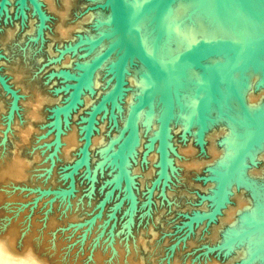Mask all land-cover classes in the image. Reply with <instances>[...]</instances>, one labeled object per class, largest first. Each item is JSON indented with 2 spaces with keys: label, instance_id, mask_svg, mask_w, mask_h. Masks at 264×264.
<instances>
[{
  "label": "rangeland",
  "instance_id": "374dc122",
  "mask_svg": "<svg viewBox=\"0 0 264 264\" xmlns=\"http://www.w3.org/2000/svg\"><path fill=\"white\" fill-rule=\"evenodd\" d=\"M35 1L40 10L31 0H0V78L5 84L0 82L2 250L15 259L31 250L44 264H264V136L224 177L250 130L245 122L254 128L251 119L264 105V80L255 73L263 67L238 62L232 69L234 89L228 88L227 79H219L218 87L212 86L214 97L206 99L213 71L192 65L189 69L196 73L189 78L185 72L173 91L162 152L155 133L164 99L161 92L155 94L141 108L136 138L125 152L128 191L123 177L115 181L112 152L131 104L145 88L140 85L145 70L129 61L120 91L94 114L85 161L72 169L71 184L68 172L81 154L87 117L113 81L111 66L119 51L82 77L73 99L77 77L111 39L98 37L110 29L106 0H73L70 9L65 0ZM190 1L182 17L187 26L199 14L208 27L222 22L249 36L257 32L247 27L264 16V8L258 9L262 14L257 18H242L239 5L225 16L211 0ZM151 23L144 33L151 38L150 49L155 41L172 44L170 33L166 36ZM17 24L19 31L13 30L9 39L8 29ZM168 26L171 31L183 28L176 21ZM218 36L223 35L181 37L172 54ZM98 39L99 44H91ZM225 58L221 53L200 62L214 66ZM248 77L252 80L245 99L234 91L241 94ZM37 89L59 103L45 107L44 119L25 142L17 128L29 123L23 105ZM221 177L226 179L223 185Z\"/></svg>",
  "mask_w": 264,
  "mask_h": 264
},
{
  "label": "water",
  "instance_id": "95a60500",
  "mask_svg": "<svg viewBox=\"0 0 264 264\" xmlns=\"http://www.w3.org/2000/svg\"><path fill=\"white\" fill-rule=\"evenodd\" d=\"M108 2H109L108 4L109 7L108 6L107 7L109 9V13L112 15V18L116 20L115 26L111 30L112 38L100 51H98L94 55V57L90 59L91 61L90 60L88 61L87 63L88 65L86 66V69H84L77 77V83L75 85L76 87L73 94V99L76 97L78 89L80 85L83 83L81 79L85 75L87 67L90 66L92 68L93 67L95 68L96 66H98L97 63L101 62L105 57L110 55L111 52H113L116 48L120 46L121 48L119 51L118 59L116 61V72L114 79L111 85L109 86V88L102 94V96L92 106L89 112V115L87 117V122L84 126L83 142L80 149L81 154L68 173L70 175V181L72 184V169H74L80 162L85 161V156L87 152L86 148L89 142L90 128L94 114L103 105V103H105L106 100L113 99V97L120 91V87L122 84L121 78H122L123 68L127 61L129 53L132 52L137 57L138 60H140L148 69L152 71L153 77L149 82V84L144 89L141 90L139 95L135 98V100L131 104L124 121V125H123L124 132L121 135L115 150L112 152L113 159L115 155L116 163H117L115 181L117 182L120 177H123L124 182L126 184V188L129 191V181L127 176V171L125 168V160H126L125 152L127 151V146L132 143L131 142L132 137L136 134L137 113L140 108H142L146 103H148L149 100L152 99V95L159 86L160 82L162 81V87L165 92L166 100H167L169 98V94L171 96L170 88H169V76L170 73L174 72V70L181 67H185L188 64L194 63L195 65L201 66L204 69L207 68L208 70H212L214 74L215 69L213 68V66H210L203 62H199V60H201L205 56H211L216 54L219 55L221 53L223 54L229 53L223 61L221 60V62L219 61V63L217 64V66L220 65L219 67H222L228 63L235 62L243 58L244 56L251 57L261 51H264V29L256 34L249 36H244L242 33L235 32L236 38L225 37V36L211 37L208 39L201 40L197 43L190 44L181 52H178L176 54H171L170 56L164 58H159L151 54L141 42L137 28L133 21V10H131L128 7L125 0H108ZM34 6L37 8L36 1ZM106 35L107 33L101 31L98 37L101 38V37H105ZM217 66H216V70H217ZM215 79L216 78H212L211 83L209 84V86H207L206 99L209 97H214L211 96L212 94L211 91L216 86L214 84L216 82ZM0 82L2 83L3 86H5L1 78H0ZM213 84L214 87H212ZM167 110H168V106L166 103L163 109L161 110L162 120L160 118L159 127L155 133L158 136L161 152L164 149L165 134L167 130V120H168ZM245 124L248 123L245 122ZM263 127H264V111L257 118L256 126L253 129L246 131V133L244 134V138L241 140L240 145L235 150V153L232 156L231 161L226 169V172L224 174L225 178L233 170L237 169V165L240 163L243 153L244 152L247 153L248 150L246 149L251 146L250 143L252 139L255 137L256 133L259 132ZM225 178L222 179L221 177V185H223V182L226 180ZM60 192H64V191L60 190Z\"/></svg>",
  "mask_w": 264,
  "mask_h": 264
},
{
  "label": "bare ground",
  "instance_id": "6f19581e",
  "mask_svg": "<svg viewBox=\"0 0 264 264\" xmlns=\"http://www.w3.org/2000/svg\"><path fill=\"white\" fill-rule=\"evenodd\" d=\"M32 1L35 3V0H32ZM125 2L127 3L128 7L131 10H133V21H134L135 26L137 28V31H138V34H139V38H140V40H141V42L143 43L144 46L146 45V47L150 48L149 47L150 44H148V43L150 42V39L151 38L147 36L149 39H146L145 38V34H144L145 33V30L150 27V26L148 27V24H147L148 22L149 23L152 22L151 23L152 26L158 24L160 30L162 32H164V34H166V36H168V33H170L173 42L171 40L170 41L172 42V44H174V46L171 47L172 44H170V43H169V45L166 44V43H162V44L160 43L161 44L160 45L161 47L158 48L156 46L157 47V49H156L157 51L156 50H153L154 48H152L153 51L150 52L151 54H153L155 56H157L155 52H157L158 56H160V57L170 56V54H172L175 50H177L180 47L181 40H182L181 37L186 36V37L191 38V40H193L194 38H196L195 36L197 34L204 35V36L205 35H213V34H216V33H219V34H222V35H228L229 34V31H230V28L229 27H224L223 24H222V22H221V24H220V22L219 23L216 22V24L214 22V24H212L210 27H208L209 25H207V23L202 20V18H201V16L199 14H197V16H194L193 17V19H192V20H194L193 25L191 24V26H187L186 25L187 23L184 24V21L182 20V17H183V15H185L186 10L189 8L188 5L191 2L190 0H174V3L175 4L174 3L173 4L176 7L172 6L171 0H125ZM211 2H213L212 4L215 7V9H217L218 12L221 13V15H225V16L229 12H231V11L233 12V9L235 8L236 5H239L240 6V8H238L237 10L240 11V14L239 15H241L240 17H242V18L243 17H246L247 15H252L253 17L257 18V17L261 16L262 13H264V11L262 13H260V14L258 13V9L264 8V0H241V1H238V2L235 1V4L232 1H230V0H211ZM108 4H109V2H108V0H106V5L108 6ZM36 6L38 7L37 3H36ZM136 8H138V9H136ZM38 10H40L39 7H38ZM244 10L246 11V14L247 13H249V14H247V15L246 14H242L244 12ZM235 11H236V9H235ZM107 14H108V17H107V21L106 22H107V25L110 26V29L105 32V33H107V35L105 37L112 38V36H111L112 35L111 34V30L115 26L116 20L112 18V15L109 12ZM40 15L42 16V13ZM244 15H246V16H244ZM88 17L89 16H87V18ZM101 17H102V15H101ZM175 21L176 22H180L181 25L183 26V28L177 26V28H175V30L173 29L171 31L170 30V26H168V22H175ZM186 22H188V21L186 20ZM250 24L251 25L247 27L248 30L253 31V32H260V31H262L264 29V16H263V18L259 19V21H255V22L250 23ZM140 27H141V31L142 32L140 31ZM247 29H245V30H247ZM140 33H142V35ZM178 33H181V35H179ZM249 34H252V32L249 33ZM99 41L101 42L102 39H100V40L98 39L97 41L92 42L91 44L95 45ZM155 42H157V41H155ZM97 47H99V46H97ZM120 48L121 47L119 46L113 52H111L110 55H108L107 57H105L102 60L103 63L107 59L109 60V58L114 54V52L120 51ZM148 48H146V49L148 50ZM224 54L227 57V55L229 53H224ZM211 56H205L204 58L207 59V58H209ZM263 57H264V51H261V52L255 54L254 56H251V57L244 56L243 58H241V59H239V60H237L235 62L228 63V64H226V65H224L222 67H219L220 65L217 66V64H216V65L213 66V68L215 69V73L212 75L211 79L212 78H216L215 79L216 82L219 79H221V80L227 79V81H228L227 82L228 88L234 89L233 88L234 87V84H233L232 77H233V72H236V70H232V69L235 67V65L238 62L244 61V63H246V65H249L250 64L253 67H256L257 65H260L261 67H263L262 68V71L263 72H261L262 74H260V72H255V73H257V76H259L258 79L261 78V80L262 79L264 80V65H263L264 62H261L263 60ZM136 58L137 57L132 52L129 53L128 58H127V61H126L125 65H124V68H123L121 82L127 76L126 73H125V71L127 70V65L129 63V61L135 60L137 62L139 61L138 63H140L141 68H143L145 70L144 76L142 75L143 76L142 79L144 81L143 82L141 81L140 85L146 87L149 84V82L151 81V79L153 77V73L140 60H138ZM204 58H202V59H204ZM111 59H113V58H111ZM111 59H110V61H111ZM114 59H118V57L117 58H114ZM201 60H199V62ZM102 61L99 62V63H97L98 66L101 65ZM192 65H195V64L194 63L193 64H188L185 67L178 68V69L174 70V72L170 73V76H169V88H170L171 96L169 94V98L167 100H166L165 92H164L163 87H162V81L160 82L159 86L157 87V89L155 90V92L152 95V97H153V96H155V94L161 92V94L163 95L162 98L164 99V105L167 103V106H168L167 117L172 112L173 102H174L173 91L176 92V86L180 85V82L181 81H179V78L181 79V76L189 68H192L191 67ZM216 66H217V70H216ZM95 68L94 67L92 68V67L88 66L87 67V70H86L87 72L85 73V77L84 78L89 77L90 74H91V72ZM115 72H116V63L111 66V73H112L113 76H115ZM195 73H196V70L194 71L193 69H189L187 71V74H188V77L189 78H191ZM89 79H91V78H89ZM251 80H250V77H248V79L246 78V80H244V81H246V83H245L246 85H244V87L241 88V94H239L235 90L234 92L237 93L236 95H238L239 97L241 96V97H244L245 98L246 95L248 94V89L250 87ZM214 84H213V86H214ZM172 86H174L175 89H172ZM156 96H158V95H156ZM233 104L236 105L235 104V101H234ZM159 106L161 107V105H159ZM160 107H158V108H160ZM140 110H142V109L140 108L139 111H138V113H137L136 123H137L138 118H139V115L141 113ZM127 111H128V107L126 105V107L124 109V113H123L125 116H126ZM263 111L264 110H262L261 113ZM261 113H260V115H261ZM257 118L255 117V119H251V122H253V124L255 126H256V123H257ZM136 128H137V126H136ZM263 134H264V127L259 132L256 133L255 137L252 139V141H251L250 144L253 145V143H256L260 139H262V135ZM135 136H136V134L132 137L131 142L135 139ZM130 148H131V146L129 144L127 146V149L130 150ZM246 150H248V148ZM17 260L18 259H15V258L11 257L9 254H7L5 251H3L2 248L0 247V264H2V262H3V264H15V262Z\"/></svg>",
  "mask_w": 264,
  "mask_h": 264
},
{
  "label": "clouds",
  "instance_id": "9594fccd",
  "mask_svg": "<svg viewBox=\"0 0 264 264\" xmlns=\"http://www.w3.org/2000/svg\"><path fill=\"white\" fill-rule=\"evenodd\" d=\"M73 0H65V3L67 4L68 8H71ZM89 13H85V15H88ZM67 17H65L66 19ZM81 19H83V17H81ZM76 23H79V21H76ZM81 24L80 28L81 30L83 29V26L85 25ZM18 32L19 31V25H13L11 28L8 29L7 31V35L9 37V39L12 38V36L14 35V31ZM25 35H29L28 32L25 33ZM20 76H17L16 79H20ZM97 87H99V83H97L96 85ZM59 103V101H53L52 98L44 95L42 92H40L38 89L34 92V94L32 95V97L28 100H26V102L24 103L23 107L26 110L25 111V119L29 122L26 127L24 128H17V131L20 133V135L24 138L25 142H27L28 140H30L31 135L34 134L37 130L34 127L35 124L39 123L40 121H42L44 119V115H43V111L45 109L46 106L52 104V103ZM253 102H255V100H253ZM98 138L93 140V145L95 146L97 144ZM78 145V141L73 143V145L68 148L66 150V154L68 153L69 150H74ZM63 151H65V149H63ZM28 163L30 164V162L28 161ZM3 264V262H2ZM15 264H44V262L38 258L34 253L31 252V250H29V253L24 256V257H20L18 258V260L15 262Z\"/></svg>",
  "mask_w": 264,
  "mask_h": 264
},
{
  "label": "flooded vegetation",
  "instance_id": "af4514ba",
  "mask_svg": "<svg viewBox=\"0 0 264 264\" xmlns=\"http://www.w3.org/2000/svg\"><path fill=\"white\" fill-rule=\"evenodd\" d=\"M174 4H175V3H174ZM174 4H172V6H173ZM172 6H171V7H172ZM233 10H234V9H233ZM231 12H232V11H231ZM229 13H230V12H229ZM242 14H246V11L244 10V12H243ZM246 15H247V14H246ZM246 15H244V16H246ZM247 16H251V15H247ZM247 16H246V17H247ZM220 24H221V23H220ZM231 30H232V31H231ZM233 30H235V29H233V28L230 29L231 32L229 31V34H228V35H223V36H225V37L229 36V37L236 38V36H235V32H236V30H235V32H233ZM106 31H107V30H106ZM140 31H141V27H140ZM141 32H142V31H141ZM244 32H245V31H244ZM257 33H258V32H257ZM140 34L142 35V33H140ZM218 34H219V33H216V34H213V35H218ZM253 34H256V33H253ZM253 34H249V35H253ZM219 35H222V34H219ZM243 35H244V36H248V34H243ZM106 44H107V42H106ZM106 44H105V45H106ZM160 45H161V44H160L158 41H157V42H154V43H153V48H154L153 50H156L157 47H158V48L161 47ZM156 46H157V47H156ZM103 47H104V46H103ZM145 47H146V45H145ZM186 47H188V46H186ZM186 47H185V48H186ZM146 48H148V47H146ZM185 48H184V49H185ZM150 50H151V51H150ZM153 50L150 49V48H148V51H149V52H152ZM156 51H157V50H156ZM155 53H156V55L158 56L157 52H155ZM170 55H171V54H170ZM212 56H213V55H212ZM158 57H160V56H158ZM160 58H164V57H160ZM136 59H137V58H136ZM138 62H139V61H138ZM142 65H143V64H142ZM144 67H145V66H144ZM186 72H187V71H186ZM261 72H263V71L261 70ZM260 74H261V73H260ZM113 79H114V77H113ZM262 85H264V83H262ZM243 87H244V86H243ZM260 87H261V86H260ZM242 98H243V97H242ZM237 108H238V105L236 104V105H235V109H237ZM262 110H264V105L262 106V109L259 110V112H258V111L255 112V114H256V118L260 116V113H261ZM248 112H249V111H248ZM250 113H253V112L250 111ZM248 125H249L250 129H253V128H252V126H253L252 124H249V123H248ZM263 136H264V134L262 135V138H263ZM256 143H257V142H256ZM260 143H261V142H260ZM251 145H252V144H251ZM250 147H251V146H250ZM250 147H249V148H250ZM249 148H248V149H249Z\"/></svg>",
  "mask_w": 264,
  "mask_h": 264
}]
</instances>
